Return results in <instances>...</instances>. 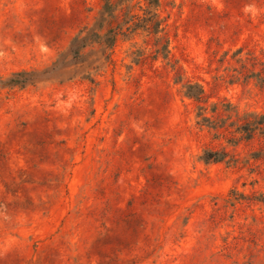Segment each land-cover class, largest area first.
Here are the masks:
<instances>
[{
    "label": "rangeland",
    "instance_id": "obj_1",
    "mask_svg": "<svg viewBox=\"0 0 264 264\" xmlns=\"http://www.w3.org/2000/svg\"><path fill=\"white\" fill-rule=\"evenodd\" d=\"M159 2L97 70L0 88V264H264V0ZM104 5L0 0V79L51 68Z\"/></svg>",
    "mask_w": 264,
    "mask_h": 264
},
{
    "label": "trees",
    "instance_id": "obj_2",
    "mask_svg": "<svg viewBox=\"0 0 264 264\" xmlns=\"http://www.w3.org/2000/svg\"><path fill=\"white\" fill-rule=\"evenodd\" d=\"M131 1L132 0H120L121 5H126L127 13H125L124 15L125 18L123 22L116 28H112L109 24H111L115 20L117 9L111 4L110 0H105L104 8L94 27H85L80 30V32L70 43L68 51L62 53L59 59L51 68H48L45 71L15 72L8 78L0 79V88L25 87L44 78L53 79L54 77H61L63 75H66V72H62L63 70L67 69L71 65L84 63L85 61L83 60V58H85L89 54H93L92 56L96 57V60H94L90 66H94L93 68L97 70L104 63L110 61L109 52L115 46L117 39L121 35L124 37H128L127 34L122 33L124 27L132 33L134 31H137L138 29L146 31L151 29V27L154 30L159 31L158 28H156V25L161 23V21H158L159 15L157 13L161 6L159 0H148V6L145 9V17L142 19L136 18L135 20H137V22H135L134 16L130 15L131 7L128 5ZM241 53L242 50H239L238 54ZM240 60L241 59H239V61ZM251 75L252 77L254 76L253 73ZM252 77L245 74V78L247 79ZM90 80L93 81L92 79ZM196 87L198 86L192 84L187 85L188 91ZM198 88L200 91L199 93L191 94L190 92H188L187 95L190 98L201 99V96L204 92L201 87ZM210 121V118L202 116V123H210ZM248 126H250V124H248ZM240 128L242 129V127ZM250 129L252 131H255L254 128ZM225 155L226 154L224 152L209 150L204 152V158L202 160L205 163H218L224 160Z\"/></svg>",
    "mask_w": 264,
    "mask_h": 264
}]
</instances>
